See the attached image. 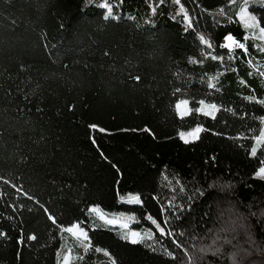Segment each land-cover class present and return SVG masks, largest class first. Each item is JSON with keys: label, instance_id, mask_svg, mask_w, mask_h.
I'll list each match as a JSON object with an SVG mask.
<instances>
[{"label": "trees", "instance_id": "trees-1", "mask_svg": "<svg viewBox=\"0 0 264 264\" xmlns=\"http://www.w3.org/2000/svg\"><path fill=\"white\" fill-rule=\"evenodd\" d=\"M101 2L0 0V264H59L75 224L89 238L79 264H264V67L235 3L154 0L140 27L145 0H108L117 19ZM228 35L245 48H222ZM93 206L165 233L133 244L93 227Z\"/></svg>", "mask_w": 264, "mask_h": 264}, {"label": "rangeland", "instance_id": "rangeland-1", "mask_svg": "<svg viewBox=\"0 0 264 264\" xmlns=\"http://www.w3.org/2000/svg\"><path fill=\"white\" fill-rule=\"evenodd\" d=\"M235 3L237 7V16L240 17V12L242 9L246 8L248 12L252 13L250 11L249 6L252 5L254 2L253 0H231V3ZM143 12L148 10V13L143 15L140 12L136 14L130 15V19L136 21L140 27H146V26H153L155 19L151 17V14L155 13L157 8L155 6L154 0H145V7L142 9ZM255 15L254 13H252ZM240 20V19H239ZM258 21V19H257ZM242 23V22H241ZM243 25V23H242ZM244 27V26H243ZM260 23L258 21V26L256 28H248L246 29L247 33L251 37V47L254 51H256L258 54L253 56V62L258 67H264V57L261 56L262 52H264V39L261 38V34L259 32ZM227 41L225 40L224 43ZM209 84L211 87H216L217 81L215 75L212 76L211 80L209 81ZM178 103V102H177ZM213 103L205 102V105H209ZM216 105V104H215ZM217 106V105H216ZM188 109L190 111L185 112L183 115H181L180 112L178 114L181 117H184L186 115H189L191 113V107L188 103ZM199 107H202L199 105ZM219 107L217 106V109L214 111L213 115L216 116L218 112ZM208 111V109L205 107L203 108V111L200 113H203ZM212 117V116H210ZM195 129V128H194ZM194 129L190 130L193 131ZM188 131V132H190ZM187 133V132H185ZM264 133V129L263 132ZM200 136V134H199ZM197 139H194V141ZM260 139L256 142V152L257 147ZM264 167V166H263ZM259 171V170H258ZM91 212L93 216L96 217L97 220L100 222H96L93 218L91 219V225L93 227H98L101 225V223H104L108 227H112L114 231L122 238L126 240H130V233L132 231H139L141 232L142 236L145 237V239H148L147 237H153L156 231H159L155 225L146 226L142 225L141 227L137 228V219L135 215L132 213L124 212V211H104L100 209L98 206H93L91 208ZM110 221H115L114 223H110ZM157 224H159L157 222ZM160 225V224H159ZM160 227H162L160 225ZM72 228L73 231L69 232L67 229ZM80 229H84V231L87 233L88 237V230L81 227L78 224H75L73 226L64 228L61 232V246L57 252V260L59 264H79L80 260L82 259L83 252L88 245V239H85L83 235L80 234ZM143 239V240H145ZM142 240V241H143ZM205 249V248H203Z\"/></svg>", "mask_w": 264, "mask_h": 264}, {"label": "snow or ice", "instance_id": "snow-or-ice-1", "mask_svg": "<svg viewBox=\"0 0 264 264\" xmlns=\"http://www.w3.org/2000/svg\"><path fill=\"white\" fill-rule=\"evenodd\" d=\"M176 2L179 3V0H176ZM97 6L104 8L106 10L105 16H104L105 19H108V18L117 19L118 18L113 13L114 5L110 4L108 2V0H103V2L99 3ZM185 18L187 19V16H185ZM239 19L243 23V26L246 29L256 28L258 26L257 16L248 12V10L246 8L241 10ZM189 23H190V21H189ZM259 32L261 34V38L264 39V27H260ZM200 39L203 41V43L208 44V41L204 40L203 36H201ZM225 39L227 42L224 43L223 45H221L222 48H228V49H231L233 47H238L240 49L245 48V45L243 43H239L238 41H236L232 35H228ZM245 39H247V37H245ZM208 46L211 47L210 44ZM220 59H223V57H220ZM188 103H189V101L187 99H181L175 105V108L177 109L178 112L181 113V115H183L185 112L190 111L187 107ZM199 104L202 107H198L196 109V111L198 113L203 111V108L206 107L208 109V111L204 112V114L208 115V116H212L213 119L215 118V116L213 115L214 111L217 109V106L215 104L205 105L204 100H200ZM92 127L95 128V126H92ZM98 131L104 132L105 130L100 128V129H98ZM145 131H147V129H145ZM201 131H203L202 128L196 127L193 131H190L187 133L181 132L180 138L183 140L184 143H190V142H193L194 139H199V134L201 133ZM261 137L264 138V133H261ZM251 152H252L253 156L256 155V149L255 148H253L251 150ZM256 176L261 178V179H264V167L259 168V171L256 173ZM121 201L124 203H128V204H140L141 203L139 195H131V194H129L127 196V198L121 197ZM147 219L149 221H151V223L153 225H155V227L159 230V233L161 235H163L165 233V228L160 227V225L157 224V222L155 220H153L150 215L147 216ZM114 222L115 221H110V223H114ZM67 231L71 232V231H73V229L69 228V229H67ZM80 234L83 235L85 239L88 238L87 233L84 231V229H80ZM32 238L34 239L35 237H32ZM147 238L151 239V237H147ZM143 239H145V237L142 236L141 232H139V231H132L130 233V242L133 244L141 242ZM202 251H208V249H202ZM216 251H219V249H216ZM236 256H237V253L232 254L231 259L233 261V264H235Z\"/></svg>", "mask_w": 264, "mask_h": 264}]
</instances>
